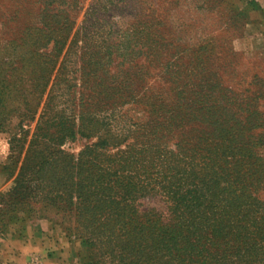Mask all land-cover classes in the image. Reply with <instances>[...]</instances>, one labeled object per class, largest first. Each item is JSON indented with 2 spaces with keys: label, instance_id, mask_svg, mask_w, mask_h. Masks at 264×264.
Wrapping results in <instances>:
<instances>
[{
  "label": "rangeland",
  "instance_id": "rangeland-1",
  "mask_svg": "<svg viewBox=\"0 0 264 264\" xmlns=\"http://www.w3.org/2000/svg\"><path fill=\"white\" fill-rule=\"evenodd\" d=\"M245 22L233 0H0V264H264Z\"/></svg>",
  "mask_w": 264,
  "mask_h": 264
},
{
  "label": "crops",
  "instance_id": "crops-1",
  "mask_svg": "<svg viewBox=\"0 0 264 264\" xmlns=\"http://www.w3.org/2000/svg\"><path fill=\"white\" fill-rule=\"evenodd\" d=\"M236 10L246 15V31L259 43V52L264 56V0H233ZM8 153L7 141L0 136V163Z\"/></svg>",
  "mask_w": 264,
  "mask_h": 264
},
{
  "label": "trees",
  "instance_id": "trees-1",
  "mask_svg": "<svg viewBox=\"0 0 264 264\" xmlns=\"http://www.w3.org/2000/svg\"><path fill=\"white\" fill-rule=\"evenodd\" d=\"M221 235H224V233H222ZM179 243L181 244L180 240ZM203 247H194L193 245H188L187 247H183L180 249H175V250H170L167 249L166 251V256L170 255L172 256L169 260V263H171L172 259H174L175 257L177 258V260H180V263L183 264V262H191L193 259L195 258H201L203 257L204 259H210L209 254L206 252L203 254L202 252ZM231 259V258H230Z\"/></svg>",
  "mask_w": 264,
  "mask_h": 264
}]
</instances>
